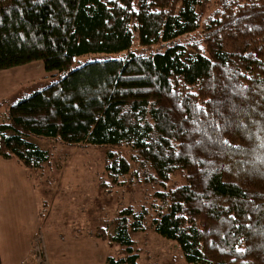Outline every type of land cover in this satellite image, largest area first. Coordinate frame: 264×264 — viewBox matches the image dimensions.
Returning <instances> with one entry per match:
<instances>
[{"label": "trees", "instance_id": "16d2710c", "mask_svg": "<svg viewBox=\"0 0 264 264\" xmlns=\"http://www.w3.org/2000/svg\"><path fill=\"white\" fill-rule=\"evenodd\" d=\"M210 3L0 0V70L50 73L0 100V157L36 189L40 218L57 159L30 136L106 147L110 185L154 190L88 232L105 264H137L132 233L146 229L187 264H264V0Z\"/></svg>", "mask_w": 264, "mask_h": 264}, {"label": "crops", "instance_id": "0c3cea01", "mask_svg": "<svg viewBox=\"0 0 264 264\" xmlns=\"http://www.w3.org/2000/svg\"><path fill=\"white\" fill-rule=\"evenodd\" d=\"M48 75L40 60L1 69L0 100ZM48 194L51 192L45 194L50 208L42 220L36 189L15 159L0 157V264H38L33 252L38 234L44 254L42 264H105L108 248L103 240L70 227L69 220L59 221L61 208L56 205L60 202ZM80 222L86 225L85 221H75Z\"/></svg>", "mask_w": 264, "mask_h": 264}, {"label": "rangeland", "instance_id": "374dc122", "mask_svg": "<svg viewBox=\"0 0 264 264\" xmlns=\"http://www.w3.org/2000/svg\"><path fill=\"white\" fill-rule=\"evenodd\" d=\"M212 7L210 0H202L200 12L206 15ZM132 48L139 49L137 42H134ZM23 87L25 86L21 88ZM27 139L41 149H48L51 158L57 159L54 162V176H51L54 179L51 180L52 192L48 195L60 202L59 205L53 202L61 208L59 221L69 220L70 227L77 231H95L99 226H103L105 221L111 231L114 226L112 219L120 208L131 205L138 209L141 204L148 205L152 200L150 195L154 190L141 179L138 181L137 178L125 177V184H109L103 171L105 153L108 150L106 147L66 145L56 140L33 136ZM118 150L127 155L125 149ZM100 180L106 182V187L99 185ZM77 220L85 221L86 225L75 223ZM132 237L140 248L137 264H187L174 242L159 237L149 229L132 233ZM109 252L115 254L113 250Z\"/></svg>", "mask_w": 264, "mask_h": 264}, {"label": "built area", "instance_id": "2783aa9c", "mask_svg": "<svg viewBox=\"0 0 264 264\" xmlns=\"http://www.w3.org/2000/svg\"><path fill=\"white\" fill-rule=\"evenodd\" d=\"M34 253H35V260L37 262H42L44 260L43 248H42V241L40 239V234L36 235L34 240Z\"/></svg>", "mask_w": 264, "mask_h": 264}]
</instances>
